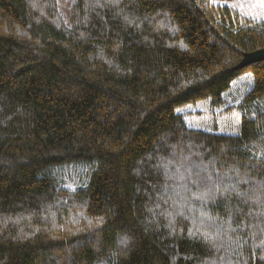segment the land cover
<instances>
[{
    "label": "trees",
    "instance_id": "16d2710c",
    "mask_svg": "<svg viewBox=\"0 0 264 264\" xmlns=\"http://www.w3.org/2000/svg\"><path fill=\"white\" fill-rule=\"evenodd\" d=\"M230 1L0 0V264H264V21ZM247 72L239 133L175 113Z\"/></svg>",
    "mask_w": 264,
    "mask_h": 264
},
{
    "label": "rangeland",
    "instance_id": "374dc122",
    "mask_svg": "<svg viewBox=\"0 0 264 264\" xmlns=\"http://www.w3.org/2000/svg\"><path fill=\"white\" fill-rule=\"evenodd\" d=\"M73 1L74 0H58V7L65 18L68 16L69 8ZM222 4L236 9L240 14L248 18L264 21V7L260 6L259 0H231L228 3ZM252 84V74L250 72L244 73L231 84L228 92L223 95L225 105L222 108L212 109L209 102L199 101L194 104L177 107L175 113L183 115L184 122L189 128L201 129L209 132L217 131L218 133L227 135L237 134L239 133L240 125L237 105L241 101V98L251 88ZM80 168L66 166L64 169H61L64 172L63 177L66 175L64 179H69L73 169ZM174 192L180 196L182 195L181 190H175ZM177 209L179 210V208Z\"/></svg>",
    "mask_w": 264,
    "mask_h": 264
},
{
    "label": "water",
    "instance_id": "95a60500",
    "mask_svg": "<svg viewBox=\"0 0 264 264\" xmlns=\"http://www.w3.org/2000/svg\"><path fill=\"white\" fill-rule=\"evenodd\" d=\"M260 61H264V49L246 55L242 60L240 67H245Z\"/></svg>",
    "mask_w": 264,
    "mask_h": 264
},
{
    "label": "snow or ice",
    "instance_id": "6c2138e0",
    "mask_svg": "<svg viewBox=\"0 0 264 264\" xmlns=\"http://www.w3.org/2000/svg\"><path fill=\"white\" fill-rule=\"evenodd\" d=\"M260 6L264 7V0H259Z\"/></svg>",
    "mask_w": 264,
    "mask_h": 264
}]
</instances>
